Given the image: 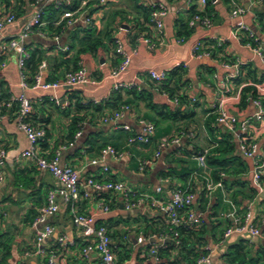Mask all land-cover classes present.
<instances>
[{
	"label": "crops",
	"instance_id": "0c3cea01",
	"mask_svg": "<svg viewBox=\"0 0 264 264\" xmlns=\"http://www.w3.org/2000/svg\"><path fill=\"white\" fill-rule=\"evenodd\" d=\"M211 2L212 26L205 28L196 24L188 33H183V25L189 18L190 10L193 7L199 11L206 10L207 4L203 5L199 0H63L65 6L52 12L50 7L58 9L57 0H44L20 8L15 21L0 31L1 44L4 40L18 37L36 13L42 14V25L30 33L22 44L29 53L37 50L42 55L38 73L46 82L61 80L71 71L60 65V61L76 53V48L72 46L77 34L84 35L86 30L92 29L103 37L105 43V48L98 55L82 58L90 77L97 83L64 85L56 91L42 88L25 90L32 103V122L46 129L42 152L52 156L57 150L60 151L61 163L81 173L82 193L79 199L66 202L62 197H57L60 210L48 217L47 223L52 226L53 232L39 246L42 253L37 252L34 221L39 208L46 203L48 193L58 187L59 182L51 173L22 156L28 147V139L17 125L18 113L8 112L5 118L0 119V150L5 151L2 165L4 180L0 183V264H50V258L55 264H98L96 252L89 256L82 254L83 249L93 242L94 235L73 222V210L93 215L97 224L108 227L114 244L119 247L118 253L129 254L122 264H157L149 254V248L152 244L164 246L171 242L165 239L163 228L169 224V214L147 207L127 210L122 195L87 187L88 179L94 177L122 180L134 190L157 198L167 199L175 189L189 188L196 194V209L203 212V221L209 224L210 232L205 237L212 246L217 244L228 226H233L249 211L254 222L264 231V193H259L254 181L253 159L239 149L242 133L212 125L217 113L214 105L219 90L226 88V76L235 71L233 67L223 66L224 55L247 65L229 85L228 109L241 118L255 111L251 101L247 107L240 105L244 87L241 86L248 80V67L258 77L264 75V59L254 48L238 39L234 26L237 18H232L231 12L238 5L246 9L242 19L248 29L262 40L264 48L261 23L264 3L260 0ZM155 3L165 5L169 13L164 18L162 43L150 49L138 38L141 34L149 37L154 34L146 13ZM13 7L6 6L0 0V17L7 12L17 14ZM86 18H90L91 23H87ZM116 37L122 41L126 52L136 50L120 80L138 82V90L158 87V82L149 75L150 70L168 73L182 65L183 80L175 86L177 90L173 96H185V103L174 104L157 88L152 93L155 104L180 106L185 116L177 120L165 118L147 102L133 100L124 89L123 101L118 106L126 102L130 110L116 122H103L104 115L115 109L113 94L117 90L116 80L110 75L123 59L115 51ZM200 40H220L224 47L210 56L195 58L191 55L192 47ZM19 51V48L7 51L0 48V88L10 97L24 92ZM239 78L240 82L237 81ZM53 94L68 105L56 104L51 100ZM86 100H99L98 103L107 101V104L100 110L78 106L79 101ZM74 119H77L75 127ZM142 119L156 125L152 142L128 144L131 135L142 133ZM125 125L130 129H125ZM78 131L82 134L76 137ZM190 133L195 137H190ZM253 136L259 143L260 151L264 152V120L254 121ZM167 137H179L180 141L169 142L161 148V155L156 157L160 141ZM109 144L119 149L121 155H110L99 164H91V160L101 158V150ZM230 145L234 146L233 150L224 152L223 149ZM199 154L206 156L204 165L197 158ZM212 156L215 159L227 158L230 164L222 167L218 163H211L209 158ZM145 160L150 163L143 166ZM103 165L109 166L108 174L102 173ZM215 171H220L219 177L215 176ZM84 189L88 190L89 196L84 195ZM104 195L107 196L104 198ZM106 205L109 206L108 212H104ZM151 227L164 230L158 232ZM140 236L146 240L138 242ZM61 237L66 238L65 243L59 241ZM241 240H245L250 255H255L259 247L264 246V241L259 237L247 238L234 234L225 247L216 246L214 264L223 263L228 247ZM177 255L178 250H172V260Z\"/></svg>",
	"mask_w": 264,
	"mask_h": 264
},
{
	"label": "built area",
	"instance_id": "2783aa9c",
	"mask_svg": "<svg viewBox=\"0 0 264 264\" xmlns=\"http://www.w3.org/2000/svg\"><path fill=\"white\" fill-rule=\"evenodd\" d=\"M44 1V0H38ZM105 2L106 0H101ZM203 5L207 4L208 0H199ZM264 3V0H260ZM63 0H57L56 6L59 8ZM168 8L161 4H153V10L150 16V26L154 29V34L152 37L145 36L141 34L138 40L147 44L150 49H154L157 44L162 43V35L164 30V18L168 15ZM246 13V9L242 6H235L231 12L232 18H237L234 26L237 32V37L240 41H243L247 46L254 48V50L264 59V48L262 46V40L257 37L252 31L248 29L245 25L242 16ZM71 15L73 14H66ZM42 14L40 12L36 13L32 20L26 25L24 31L18 36L7 40H4L0 44V48L4 51L10 49H20V77L21 85L24 90L17 97H11L9 99L2 98V90L0 88V119L6 117L5 113H2L4 107H12L13 101L19 103V110L17 116L18 127L25 132L28 139V147L22 152V156L29 158L35 164L51 173L59 182V186L50 190L47 196L46 203L41 206L38 210V215L34 221V226L36 227V245L38 246L37 252L42 253L43 250L39 248L42 242L50 236L53 232V228L47 223L48 217L56 214L60 210V205L57 201V197L60 196L66 202H73L79 199L82 188H81V173L79 170L72 168L68 165H63L60 160V151H56L52 156H46L42 150V142L46 139V130L40 126H36L31 120L32 113V103L31 100L25 93V90L29 88H42L45 90L56 91L64 85L74 86L83 84H94L97 81L90 77L83 60L80 61V68L75 71H70L65 74L61 80L55 82H46L43 80L41 73H37L34 79V83L31 86L27 80V75L24 72L26 60L29 57L28 48L24 47L22 44L23 40L38 26L42 25L41 21ZM16 19V14L14 12H7L0 17V31L7 25L14 22ZM87 23H91L90 18L85 19ZM190 25L194 26L196 24H201L205 28H210L213 24L212 17L202 16L195 14L191 20ZM262 30L264 32V18L261 21ZM247 37H251L257 46H252L250 42H245ZM218 45H222V41H217ZM115 51L116 53L122 55L123 59L121 63L113 69L111 72V77L116 80L115 89H134L138 88L139 84L136 81L124 82L120 80L121 75L128 69L132 56L136 52L134 50L128 53L124 50L122 41L116 37L115 38ZM212 46L208 44L206 40H200L196 42L192 47L191 55L195 58H203L213 54ZM222 64L226 68H234L233 73L226 76V88H221L218 93L217 102L214 107L217 109L216 116L214 117L212 125L214 127H219L230 132L241 131L242 136L240 138L239 149L248 158L253 159L254 168L253 176L254 181L257 186L259 193H264V152L260 151L259 143L253 136V123L254 121L264 120V85L256 84L261 96L258 98H249L252 104L255 106L254 113L249 114L245 118H241L240 115L230 111L227 107V93L230 91L229 85L238 78L245 70V64L239 61L233 60L231 57H227L222 61ZM149 75L153 80L161 83L167 78V72L150 70ZM255 85V84H254ZM244 85L241 86V88ZM164 95L170 99L174 104L179 105L181 103L179 97L170 96L168 93ZM51 100L55 101L56 104L60 106H67V102H62L55 94L51 96ZM98 103L99 100H92ZM129 104H122L117 110L107 113L103 117V122H116L121 117L124 116L125 112L130 110ZM143 124L142 133L133 134L128 138V144L133 143H150L152 142L155 132L156 125L154 122L142 119ZM125 129H130L129 126H123ZM82 132L78 131L76 137L81 136ZM190 137H195V134L190 133ZM180 141L179 137L173 138H163L159 143V149L156 152V157L161 155V148L168 145L169 142L178 143ZM72 144V143H71ZM119 157L121 151L114 147L113 145H106L101 150V158L91 160V164H99L104 161L107 156ZM5 158V151L0 150V183L4 180V173L2 170V165ZM200 164L204 165L206 162L205 154H199L197 156ZM150 163L149 160L142 162L143 166ZM110 168L108 165L102 166V173L108 174ZM103 177V176H102ZM87 187L94 188L99 192H110L113 194H120L123 198L124 208L131 210L134 208L147 207L151 210L163 211L169 214V224L170 232L165 233V239H170L175 241L177 244L180 243L179 231L175 228L180 226L195 227L202 223L203 212L196 209V194L189 190V188H177L173 191L170 198L154 197L147 193L134 190L130 185L122 180L112 179V178H89L87 181ZM85 196H89L88 190L83 191ZM109 206L106 205L104 212H108ZM73 222L86 230L93 232L94 239L91 244L86 246L82 254L84 256H89L92 252H96L99 261L98 264H119L117 256L115 253L114 241L109 233L108 227L105 224H97L96 218L93 215L80 213L73 210ZM43 224L42 227H39ZM234 234H238L242 237L255 238L259 237L264 241V231L254 222L252 218V213L249 211L244 218H239L233 226H228L215 246L207 244L202 247L204 251L197 258L196 264H214L213 262V252L216 246L218 248L225 247L228 239ZM144 236L138 238V242L145 241ZM60 242L65 243L66 238L61 237ZM160 245L152 244L149 248V254L154 257L157 264H163V260L159 255ZM1 255V250H0ZM50 264H55L53 258L49 260Z\"/></svg>",
	"mask_w": 264,
	"mask_h": 264
},
{
	"label": "trees",
	"instance_id": "16d2710c",
	"mask_svg": "<svg viewBox=\"0 0 264 264\" xmlns=\"http://www.w3.org/2000/svg\"><path fill=\"white\" fill-rule=\"evenodd\" d=\"M6 6L13 5L14 9L17 10V15H19L20 8H23L26 4L29 3H36L38 0H1ZM211 0L207 1L206 10L199 11L196 10L195 7H193L190 10V15L183 25L184 32L188 33L190 30L193 29V27L190 25V20L195 14H199L202 16H210L213 17L211 14ZM64 5V3L60 6V8L56 9L55 7H50L51 12L60 10ZM71 8H74V6H71ZM153 10V6L149 8V11L146 13V16H151V12ZM43 16H41L42 21ZM150 21V18H149ZM208 44L212 46V51L215 53L218 50L221 51L224 47V44L218 45V42L216 40H209L207 41ZM245 42H250L252 46H257L258 44L254 42V40L251 37H247L245 39ZM115 43V39H114ZM72 48H76V53L71 58H63L60 61V65L68 67L69 70L75 71L80 68V61L84 56L94 57L98 55L104 48L105 43L103 37H101L99 34H96L95 31L86 30V33L84 35H76V42L73 44ZM66 56V55H65ZM228 56L224 55L223 60H225ZM43 60V57L37 50H34L29 53V57L26 60L24 72L27 75V80L29 84L32 86L34 83V79L36 74L38 73L40 69V64ZM70 67L72 69H70ZM245 69L247 68V65L244 66ZM183 70L182 65L177 66L176 68L172 69L170 72L167 73V78L162 81L161 83H157L158 87H153L151 89H129L125 90L128 95L132 97L133 100H143L147 102L149 105H151L153 108L160 111V114L165 118H171L174 120L179 119L182 116H185L184 111L181 109L180 106L172 107L168 104H162L161 106L154 103V94L152 93L153 89H159L161 92H166L170 96H173L176 92L177 88L175 87L178 85L180 81L183 80V73L181 72ZM248 80H246L244 87L242 88V95H241V103L240 105L247 107L248 103H250V97L251 98H258L261 96L256 84L258 85H264V75L258 77L253 70H251L250 67H248L247 72ZM240 82V78L237 80ZM255 84V85H254ZM2 90V89H1ZM123 90L124 89H117L114 91V98H113V107L115 108L113 111L117 110L122 104H127L126 102L121 103L118 106L119 102H122L123 100ZM2 98L3 99H9L11 98L8 94H6L2 90ZM181 100V103H185V96L179 97ZM264 102V97H263ZM180 103V104H181ZM105 104H107V101H103L100 103H95L94 101H83L78 102V106L85 107V108H95L96 110L102 109V106L104 107ZM19 110V103L17 101H13L12 107L6 108L4 107L2 109V113H5L7 116V113L9 112H16L18 113ZM77 124V119H74L73 126ZM42 127V126H40ZM44 128V127H42ZM45 129V128H44ZM46 130V129H45ZM45 141V140H44ZM42 142V145L44 143ZM233 145H230L228 148H224V152H229L233 150ZM211 163H218L222 167H227L228 164H230V161L227 158L224 159H215L214 156L210 157ZM215 176L219 177L220 171H215ZM187 178V176H186ZM185 179V178H184ZM107 195H104L105 198ZM148 220V218H147ZM154 231L163 232L162 229H165V233L170 232V224H167L166 227H163L162 229H154L151 227ZM163 229V230H164ZM179 231L180 234V243L177 244L175 241L167 242L164 246H160L159 248V255L162 259L165 260L163 264H196L197 258L202 254L204 251L202 250V247L207 245L208 242L206 240V234L210 232L209 224L205 221H202L201 224L195 227H189V226H180L175 228ZM109 230V229H108ZM110 233V231H109ZM164 233V234H165ZM111 235V233H110ZM112 237V235H111ZM113 239V238H112ZM119 247H115V253L116 256H119L118 263L122 264L125 260L128 259L129 254H119L118 253ZM178 250V255L174 260H172V250ZM121 253V252H120ZM226 259L221 264H264V246H260L259 250L255 255H250L249 251L246 248L245 240H241L238 244L233 245L231 247H228L227 254H225Z\"/></svg>",
	"mask_w": 264,
	"mask_h": 264
}]
</instances>
